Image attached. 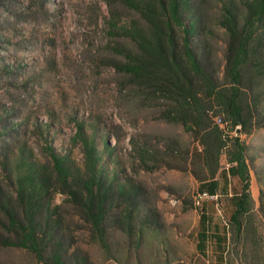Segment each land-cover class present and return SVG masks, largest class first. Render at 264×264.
I'll return each instance as SVG.
<instances>
[{"label": "rangeland", "instance_id": "1", "mask_svg": "<svg viewBox=\"0 0 264 264\" xmlns=\"http://www.w3.org/2000/svg\"><path fill=\"white\" fill-rule=\"evenodd\" d=\"M244 1L192 0L200 19L192 46L206 50L219 84L230 43L221 24L223 8L233 9L241 27ZM131 21L146 26L119 0H0V196L15 207L13 177L27 162L50 167L49 148L83 169V150L75 139L78 126H83L97 146L104 172L128 184L131 197L109 206V257L90 241L89 226L67 195L55 193L52 204L59 206L70 235V252L81 251L93 264H187L195 253L202 211L222 232L231 212L226 198L240 192L241 184L217 174L218 190L197 203L206 173L197 156L200 147L167 116L170 101L148 86L134 84L119 68L126 62L120 51H136L119 30ZM260 74L246 72L242 86L247 101L258 107L254 128L248 134H240V128L231 133L247 147L257 225L264 199V70ZM220 165L226 166L224 158ZM128 203L134 205L131 237L114 223ZM258 233L263 238L258 264H264V224ZM209 246L214 250L213 243ZM0 264L36 260L24 250L0 245ZM222 264H240L231 248Z\"/></svg>", "mask_w": 264, "mask_h": 264}, {"label": "trees", "instance_id": "2", "mask_svg": "<svg viewBox=\"0 0 264 264\" xmlns=\"http://www.w3.org/2000/svg\"><path fill=\"white\" fill-rule=\"evenodd\" d=\"M119 2L137 12L146 24L144 27L140 22L131 21L120 27L136 51L122 49L126 62L119 68L134 84L148 86L171 102L167 116L180 123L200 147L197 156L200 166L206 169L201 178V191L210 196L215 194L219 188L217 174L224 179H237L241 184L240 192L226 198L231 212L222 232L202 211L195 248L199 252L207 246L213 249L209 246L213 243L220 264L230 248L240 264H246L247 259L258 264L263 244L258 226L264 224V199L260 198L258 214L262 222L257 225L249 191L247 147L239 135L231 133L239 132L237 128H240V134H248L255 124L257 104L247 101L242 86L246 72L260 74L264 70V53H261L264 0L244 1L241 27L233 9L224 5L221 24L230 43L222 84L209 65L206 50L192 46V38L200 28L192 0ZM77 130L75 139L83 150V169L76 167L69 156L49 148L50 167L27 162L23 165L24 171L13 177L15 207L0 196V245L28 252L36 264H93L81 251L70 252V235L65 232L59 206L52 204L55 193L67 195L78 209L79 217L89 226L90 241L98 243L109 257L105 227L109 206L117 199L131 197L128 184L119 183L117 176L109 178L104 172L97 146L84 133L83 126ZM104 146L108 148L106 143ZM221 158L226 161L224 167L220 165ZM57 186L59 190L53 191ZM128 205L130 209L116 216L114 223L125 227L131 237L134 205Z\"/></svg>", "mask_w": 264, "mask_h": 264}, {"label": "crops", "instance_id": "3", "mask_svg": "<svg viewBox=\"0 0 264 264\" xmlns=\"http://www.w3.org/2000/svg\"><path fill=\"white\" fill-rule=\"evenodd\" d=\"M187 264H220L217 259V255L211 247H206L202 251H197L195 248V253Z\"/></svg>", "mask_w": 264, "mask_h": 264}, {"label": "built area", "instance_id": "4", "mask_svg": "<svg viewBox=\"0 0 264 264\" xmlns=\"http://www.w3.org/2000/svg\"><path fill=\"white\" fill-rule=\"evenodd\" d=\"M200 194H201V203H202L204 199H207L208 198V195L205 192L200 193Z\"/></svg>", "mask_w": 264, "mask_h": 264}, {"label": "bare ground", "instance_id": "5", "mask_svg": "<svg viewBox=\"0 0 264 264\" xmlns=\"http://www.w3.org/2000/svg\"><path fill=\"white\" fill-rule=\"evenodd\" d=\"M196 201H197L198 204L201 203V194L197 195V200Z\"/></svg>", "mask_w": 264, "mask_h": 264}]
</instances>
